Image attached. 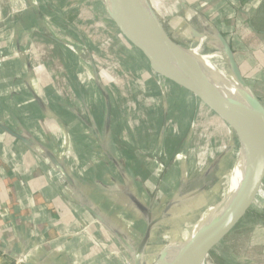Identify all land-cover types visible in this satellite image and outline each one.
Instances as JSON below:
<instances>
[{
    "label": "crops",
    "instance_id": "crops-1",
    "mask_svg": "<svg viewBox=\"0 0 264 264\" xmlns=\"http://www.w3.org/2000/svg\"><path fill=\"white\" fill-rule=\"evenodd\" d=\"M52 1L19 0L16 4L12 0L9 7L0 2V264H133L131 252L139 248L151 224L154 230L148 244L170 220L188 218L205 204L201 195L207 186L199 185L198 179L219 167L224 155L216 158L214 168L203 160L206 149L190 144L203 134L201 124L207 119L200 103L189 96L180 98L183 92L172 97L165 94L129 43L128 54L137 63L138 85L128 81L122 88L127 95L133 88L157 90L163 111L155 106L157 110L146 115L147 119L133 120L130 117L138 114L127 115L128 128L118 129L122 117L116 121L113 95L103 97L104 86L91 61L84 83L99 91L96 105L105 104V119L111 121L108 130L101 132L103 137L88 130L83 117L76 116L69 101L61 99L46 69L36 65L40 35L34 27H44L46 41L78 46L77 41L84 40L95 26L89 24L82 0H55L61 13L51 9ZM230 7L239 12L238 5ZM245 7L230 22L240 30H227L228 19L208 23L228 42L248 86L264 105V28H260L264 23L259 20L264 0H250ZM30 11L44 12L43 18H33ZM69 11L77 13L69 15ZM50 19L56 21L54 26ZM70 22L78 31L83 27V33L67 35ZM191 35L197 41H209L206 33ZM142 120L151 124L150 130L135 127ZM184 129L187 144L179 146ZM170 134L175 140H168ZM151 135L156 136L153 148L149 146ZM119 146L138 162L134 164L140 172L137 168L133 174L122 171ZM66 175L81 193L68 186ZM221 195H211L206 210L220 202ZM96 214L105 218L106 225Z\"/></svg>",
    "mask_w": 264,
    "mask_h": 264
},
{
    "label": "rangeland",
    "instance_id": "rangeland-1",
    "mask_svg": "<svg viewBox=\"0 0 264 264\" xmlns=\"http://www.w3.org/2000/svg\"><path fill=\"white\" fill-rule=\"evenodd\" d=\"M13 1L16 4L20 3L19 0ZM221 1H226V3H222ZM0 2H3V5L6 4L7 7L12 5V0H0ZM249 2L250 0H164L161 2L163 5L161 10L158 9L155 12L159 16L164 27L169 31L170 36L186 51L192 60L193 54L191 50H198L201 55L210 61V64L214 68H219V71H225L226 75L232 78L229 66L224 59V55L209 48L205 38L198 41L192 39L191 33L194 34L198 32V35L200 36L205 35L207 29H212L209 23L212 24L214 19H217L220 22L224 19H228L225 22L227 23L225 24V26L227 25V30L233 29V32L238 29L240 30L242 27H237L234 22L235 25L232 28L230 22L237 19L236 13L245 10V5ZM82 5L84 6L82 10L85 9L86 18H88L89 24L94 25L95 30H91L88 33L89 35L84 37V40L77 41L78 46H75L74 44L72 45L68 42V46H64L65 44L61 45V43L59 44L56 41H46L47 39L42 35V33L45 34L46 32L44 27H34L39 30L38 33L40 35L39 45H37L38 58L35 60L37 63L36 65L46 69L50 77L49 79L56 83L57 91L60 93L61 99L69 101L71 106L74 107V114L76 116H78L77 114H80V116L83 117L81 118L85 121H83V124L92 133H94L93 131H96L100 134L101 132L104 133L108 130L111 120L107 118L105 119V104L96 105L98 102L95 100V97H99V91L97 89H92L94 86L93 84H90V87L88 84L84 83L89 75L86 69H90V62L93 61V64L97 65V77L100 82L102 80L104 86L102 89L103 97L110 99L108 93H112L113 96L110 97L114 101L115 119L117 121L118 116L122 117V121L117 123L118 129L126 131L125 129L128 128L126 127L128 124L127 115L138 114L136 117H130V119L133 120L138 117H141V119L143 117L144 119H147L146 115H152L155 113L154 111L157 110V108L155 110V106H157L162 112L163 104L157 97V90L150 87H142L139 90L133 88L132 92L134 91V93L131 94V92L127 95L125 93L126 91L122 88L125 83H128V81H132L133 84L138 85L135 80V76H137V63L131 58V55L128 54V42L112 20L107 0H82ZM231 5H238L239 12L234 11V9L230 7ZM50 7L56 13H61V10L57 9L58 3L55 0L51 2ZM251 11H253V9ZM75 13H77V11H69L67 14L73 15ZM27 14L28 12H26V15ZM43 14L40 13V15H36L34 12L30 11V16L33 18L39 17V19H41ZM248 14L251 15L249 11ZM262 14L261 19L259 20L264 23V10H262ZM229 17H231V19H229ZM71 21L73 22V20ZM50 22H52L53 26L56 24V21H53V19H50ZM72 22H70V24L68 23V27H66L67 35H71L74 32L78 33L80 31L77 30V26L75 27ZM84 28H86V26H84ZM260 28H264V26H260ZM83 30L82 27V30L80 31L81 34L83 33ZM182 35H184V37H181ZM129 64H131V68ZM111 78L112 82H115L116 85L114 83L111 84ZM114 87L118 88V90L112 92L111 88L113 89ZM133 103L137 105L134 106ZM138 105H140V107ZM100 112L102 113V119L99 118L101 117ZM148 112L150 114H148ZM144 121L142 120L139 123L136 122L137 126H135L143 132L151 129V124L149 123L148 125L147 121ZM212 121L206 119L203 124L200 123L203 127V134L195 136L191 143L190 141L188 142L206 149L201 156L203 157V160L205 159L204 161L211 166L217 157L221 154L222 156L224 155L221 158V163L218 162L219 164H217L220 165L219 167L216 166V168H214L212 166L214 169L209 170L205 176L198 179L199 185L202 186L206 183L205 185L207 186V189L205 190L206 193L201 195V197L205 199V204L194 211L196 214H193L188 218L182 216L181 218L172 219L167 225L163 226L158 232H156L153 236V240L146 247L142 264H146V260L149 258L148 255H152V252H155L159 246L163 248L161 253L165 252L169 247L164 248V246L167 245L164 243L166 242L164 237L170 231H176V224L182 222V225H184L185 223L199 219L207 208L210 196L215 192L216 195L220 196L221 192L227 188L226 185L230 183L229 177L232 173L233 166L240 156L238 153L240 152L241 146L234 137L231 138ZM173 129L174 128L171 130ZM184 130L185 134L183 135V139L178 141L179 146L185 144V141L187 144V131L186 129ZM184 130L182 131L184 132ZM103 133H101L102 137L104 136ZM155 138V135H151L150 137L151 141L149 142V146L152 148L155 144ZM172 139L175 140L172 134H170L168 140ZM172 142H168V144H171ZM165 145L168 146L167 144H164V146ZM228 145L230 148H228ZM120 147L121 146H119V148ZM210 147L212 151L210 150ZM166 151L167 149L165 148L163 159L167 162L169 160L167 159ZM210 151L213 152V154H209ZM120 153H123L119 155V163H121L123 172L126 169L130 173L136 168L137 172H140L138 164H134L138 162H135L132 157H130L131 155L125 147H121ZM160 156H158V158ZM170 161H172V159H170ZM77 193L79 194L81 192L77 191ZM261 210L262 213L257 212V214L245 217V222H242L244 221L243 219L240 222L241 224H238V228H236L232 234H230L211 252L206 263L264 264V207ZM170 245L175 247L178 244L173 243V245ZM160 254L156 262L160 259ZM242 259L244 261H241Z\"/></svg>",
    "mask_w": 264,
    "mask_h": 264
},
{
    "label": "water",
    "instance_id": "water-1",
    "mask_svg": "<svg viewBox=\"0 0 264 264\" xmlns=\"http://www.w3.org/2000/svg\"><path fill=\"white\" fill-rule=\"evenodd\" d=\"M111 18L131 47L141 55L150 67L159 88L167 95L183 92L201 105L207 119L213 120L221 130L240 143L246 152L249 178L236 193L221 203L210 220L202 228L184 259L178 264H204L211 252L238 228L248 216L256 214L262 204L253 202L256 192L264 191V105L252 92L236 61L233 50L217 30L207 29V46L225 57L234 82L219 80L210 83L193 74V63L182 47L170 36L159 16L145 0H107ZM123 17V18H122ZM196 37H200L195 33ZM173 53L176 65L163 58L164 48ZM221 83L229 86L224 89ZM232 86V87H230ZM235 92L234 98L229 91ZM242 100L243 102L238 101ZM69 187L77 194L72 179L65 176ZM103 225L106 220L96 214ZM243 223L245 222L242 221ZM150 225L139 248L131 252L133 264H142L144 252L152 237ZM167 251L160 254L155 263L166 260Z\"/></svg>",
    "mask_w": 264,
    "mask_h": 264
},
{
    "label": "bare ground",
    "instance_id": "bare-ground-1",
    "mask_svg": "<svg viewBox=\"0 0 264 264\" xmlns=\"http://www.w3.org/2000/svg\"><path fill=\"white\" fill-rule=\"evenodd\" d=\"M150 4V7L156 11V10H161L162 8V1L164 0H145ZM123 18V17H122ZM184 50V49H183ZM185 51V50H184ZM193 54V60L192 58L187 54V58L189 59L190 62L193 63V74L196 78L201 79L203 81H208L210 83H218L219 80L226 81L228 80L232 84L229 85H237L233 78L230 76L226 75V72L223 70H218L214 68L211 64L210 61L201 55L198 50H191ZM214 52V50H213ZM163 58L166 62L170 63L171 65L175 66V58L173 53L168 49V47L164 48L163 52ZM215 63V62H214ZM225 67V66H224ZM220 82V81H219ZM220 85H223L224 89H226L229 85L225 83H221ZM230 86V87H232ZM229 94L234 98L235 92L233 90L229 91ZM240 102H243L242 100L237 99ZM241 155L235 165V168L232 170V173L230 175V183L226 185L227 188L224 189L223 192H221V196L219 198V201L216 205H213L209 207L199 219L194 220L193 222H188L182 225V222L176 224V231H170L165 237L164 243L167 245L165 247L167 248V258L166 260H162L159 262V264H178L180 263L188 249L192 246L193 242L195 241L196 237L202 230V228L206 225V223L210 220L212 215L215 213L217 208L223 203L228 196H230L233 193H236L239 187L243 184L246 183V181L249 178V165H248V160L246 157V152L244 149L241 147ZM225 176V175H224ZM212 198V197H211ZM208 200V199H207ZM206 200V201H207ZM216 200V199H215ZM253 202L257 204H262L264 202V191L262 189L258 190L253 198ZM164 223V222H163ZM167 225V224H166ZM174 225V224H173ZM173 227V226H172ZM158 229V228H157ZM178 229V230H177ZM154 230V229H153ZM162 237V236H161ZM173 243H177V246H171L170 244L173 245ZM161 245V243H160ZM163 246V245H162ZM149 251V250H148ZM157 251V252H156ZM155 252H152V255L149 254L148 260H146V264H155L156 260L163 251V248L160 246L156 249ZM173 253V254H172ZM204 264H207L206 262Z\"/></svg>",
    "mask_w": 264,
    "mask_h": 264
},
{
    "label": "built area",
    "instance_id": "built-area-1",
    "mask_svg": "<svg viewBox=\"0 0 264 264\" xmlns=\"http://www.w3.org/2000/svg\"><path fill=\"white\" fill-rule=\"evenodd\" d=\"M16 264H25V263H22V262H17Z\"/></svg>",
    "mask_w": 264,
    "mask_h": 264
}]
</instances>
